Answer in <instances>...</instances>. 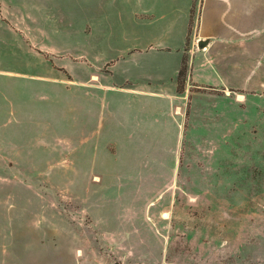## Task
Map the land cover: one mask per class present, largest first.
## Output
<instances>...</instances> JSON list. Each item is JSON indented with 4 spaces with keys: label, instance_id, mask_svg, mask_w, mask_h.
Instances as JSON below:
<instances>
[{
    "label": "crops",
    "instance_id": "obj_1",
    "mask_svg": "<svg viewBox=\"0 0 264 264\" xmlns=\"http://www.w3.org/2000/svg\"><path fill=\"white\" fill-rule=\"evenodd\" d=\"M199 133L239 164L264 149V0H0V160L149 163L141 195Z\"/></svg>",
    "mask_w": 264,
    "mask_h": 264
},
{
    "label": "rangeland",
    "instance_id": "obj_2",
    "mask_svg": "<svg viewBox=\"0 0 264 264\" xmlns=\"http://www.w3.org/2000/svg\"><path fill=\"white\" fill-rule=\"evenodd\" d=\"M208 137L165 160L174 188L141 195L127 186L157 172L149 163L0 160V264H264V231L249 219L255 206L264 214V149L239 164Z\"/></svg>",
    "mask_w": 264,
    "mask_h": 264
},
{
    "label": "trees",
    "instance_id": "obj_3",
    "mask_svg": "<svg viewBox=\"0 0 264 264\" xmlns=\"http://www.w3.org/2000/svg\"><path fill=\"white\" fill-rule=\"evenodd\" d=\"M186 73V64L183 60L182 66L179 70L178 77H177V83H178V90L181 91L183 88V81Z\"/></svg>",
    "mask_w": 264,
    "mask_h": 264
},
{
    "label": "water",
    "instance_id": "obj_4",
    "mask_svg": "<svg viewBox=\"0 0 264 264\" xmlns=\"http://www.w3.org/2000/svg\"><path fill=\"white\" fill-rule=\"evenodd\" d=\"M204 45H205L204 42H198L197 43V47L198 48H202Z\"/></svg>",
    "mask_w": 264,
    "mask_h": 264
}]
</instances>
